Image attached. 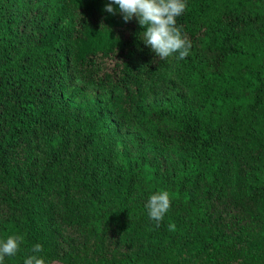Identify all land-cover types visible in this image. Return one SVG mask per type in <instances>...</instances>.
I'll list each match as a JSON object with an SVG mask.
<instances>
[{"label":"trees","instance_id":"obj_1","mask_svg":"<svg viewBox=\"0 0 264 264\" xmlns=\"http://www.w3.org/2000/svg\"><path fill=\"white\" fill-rule=\"evenodd\" d=\"M107 3L0 0L4 264H264V0H186L184 59Z\"/></svg>","mask_w":264,"mask_h":264},{"label":"clouds","instance_id":"obj_2","mask_svg":"<svg viewBox=\"0 0 264 264\" xmlns=\"http://www.w3.org/2000/svg\"><path fill=\"white\" fill-rule=\"evenodd\" d=\"M185 8L186 0H109L104 11L111 14L118 11L125 22L135 17L143 29L144 44L155 56L167 59L175 54L178 59H184L190 53L191 43L183 35L176 18L183 14ZM170 207L171 199L167 190L152 193L145 204L148 216L155 221L157 228ZM168 227L170 231L175 230L174 224H169ZM23 242L24 236L21 234L8 235L5 239H0V264H4L6 256L14 257ZM42 251L41 244H34L32 254L23 260V264H45L44 258L38 255Z\"/></svg>","mask_w":264,"mask_h":264}]
</instances>
